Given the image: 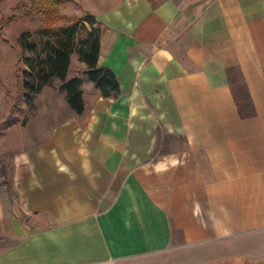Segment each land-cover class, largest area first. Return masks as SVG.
<instances>
[{
    "label": "crops",
    "instance_id": "1",
    "mask_svg": "<svg viewBox=\"0 0 264 264\" xmlns=\"http://www.w3.org/2000/svg\"><path fill=\"white\" fill-rule=\"evenodd\" d=\"M72 1L121 94L0 124V264H264V0Z\"/></svg>",
    "mask_w": 264,
    "mask_h": 264
},
{
    "label": "rangeland",
    "instance_id": "2",
    "mask_svg": "<svg viewBox=\"0 0 264 264\" xmlns=\"http://www.w3.org/2000/svg\"><path fill=\"white\" fill-rule=\"evenodd\" d=\"M80 8L72 0H0V124H19L21 119L24 125L50 123L53 112L60 113V119L66 117L67 104L58 81L46 87L41 97L38 95L33 108L26 105L23 75L31 53H23L22 43L38 42L40 30L48 26L51 18L57 19L54 27H68L90 16H80ZM71 66L72 74L85 76L77 55L73 56Z\"/></svg>",
    "mask_w": 264,
    "mask_h": 264
},
{
    "label": "trees",
    "instance_id": "3",
    "mask_svg": "<svg viewBox=\"0 0 264 264\" xmlns=\"http://www.w3.org/2000/svg\"><path fill=\"white\" fill-rule=\"evenodd\" d=\"M56 20L55 17L48 20V26L39 32L38 42L22 43L23 53H31L23 75L26 105L33 108L38 95L58 81L68 106L78 115L84 113L83 81L79 77L68 78L74 55L86 66L84 75L104 98H118L121 89L116 75L99 65L100 31L94 18L88 16L68 27H54Z\"/></svg>",
    "mask_w": 264,
    "mask_h": 264
}]
</instances>
